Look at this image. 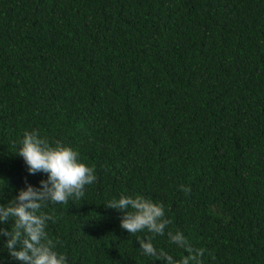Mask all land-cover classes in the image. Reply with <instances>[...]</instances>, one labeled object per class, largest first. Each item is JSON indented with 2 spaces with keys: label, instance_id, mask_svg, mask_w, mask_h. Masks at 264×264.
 Returning <instances> with one entry per match:
<instances>
[{
  "label": "trees",
  "instance_id": "obj_1",
  "mask_svg": "<svg viewBox=\"0 0 264 264\" xmlns=\"http://www.w3.org/2000/svg\"><path fill=\"white\" fill-rule=\"evenodd\" d=\"M33 128L95 166L44 209L69 264H161L105 206L122 192L162 201L203 264H264V0H0V203L46 175L14 153Z\"/></svg>",
  "mask_w": 264,
  "mask_h": 264
},
{
  "label": "clouds",
  "instance_id": "obj_2",
  "mask_svg": "<svg viewBox=\"0 0 264 264\" xmlns=\"http://www.w3.org/2000/svg\"><path fill=\"white\" fill-rule=\"evenodd\" d=\"M14 144V153L23 158L27 173L46 175L37 185L25 178L24 186L0 203V252L6 251L19 264H69L66 254L49 237L47 225L55 218L44 209L49 203L84 197L85 186L97 179L95 166L86 163L71 145L61 140L51 142L36 128L25 130ZM179 187L184 192L190 190L186 185ZM105 206L122 213L121 228L133 234L146 233L143 238L137 237L144 255L161 264H203L206 249L193 245L179 228L169 227L171 221L162 201L122 192ZM155 236H166L168 244L184 254L174 256L166 248L157 247ZM3 259L0 257V264Z\"/></svg>",
  "mask_w": 264,
  "mask_h": 264
}]
</instances>
